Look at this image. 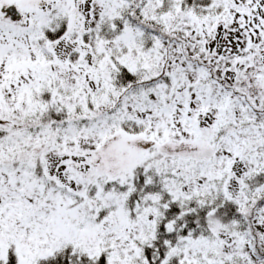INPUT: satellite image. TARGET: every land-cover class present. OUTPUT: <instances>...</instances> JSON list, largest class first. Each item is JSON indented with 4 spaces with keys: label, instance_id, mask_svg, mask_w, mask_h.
<instances>
[{
    "label": "snow or ice",
    "instance_id": "6c2138e0",
    "mask_svg": "<svg viewBox=\"0 0 264 264\" xmlns=\"http://www.w3.org/2000/svg\"><path fill=\"white\" fill-rule=\"evenodd\" d=\"M0 264H264V0H0Z\"/></svg>",
    "mask_w": 264,
    "mask_h": 264
}]
</instances>
